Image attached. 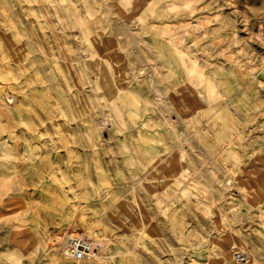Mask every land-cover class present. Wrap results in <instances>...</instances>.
<instances>
[{
	"label": "rangeland",
	"instance_id": "rangeland-1",
	"mask_svg": "<svg viewBox=\"0 0 264 264\" xmlns=\"http://www.w3.org/2000/svg\"><path fill=\"white\" fill-rule=\"evenodd\" d=\"M0 264H264V0H0Z\"/></svg>",
	"mask_w": 264,
	"mask_h": 264
},
{
	"label": "built area",
	"instance_id": "built-area-1",
	"mask_svg": "<svg viewBox=\"0 0 264 264\" xmlns=\"http://www.w3.org/2000/svg\"><path fill=\"white\" fill-rule=\"evenodd\" d=\"M62 253L75 261H88L101 253L96 243L86 236L85 231L77 226H71L64 236Z\"/></svg>",
	"mask_w": 264,
	"mask_h": 264
},
{
	"label": "bare ground",
	"instance_id": "bare-ground-1",
	"mask_svg": "<svg viewBox=\"0 0 264 264\" xmlns=\"http://www.w3.org/2000/svg\"><path fill=\"white\" fill-rule=\"evenodd\" d=\"M95 51H96V47H95ZM96 56V55H95ZM10 102V101H9ZM12 102V101H11ZM228 113V112H227ZM224 121V120H223ZM226 123V122H225ZM222 128V127H221ZM229 131V130H228ZM230 139V138H229ZM229 149V148H228ZM257 153H258V151H257ZM231 154V153H230ZM261 154V153H260ZM167 161V160H166ZM179 164H180V162H179ZM168 166V165H167ZM171 173V172H170ZM257 187H258V185H257ZM253 190V189H252ZM247 192V191H246ZM263 192V191H262ZM248 194V193H247ZM258 198V197H257ZM234 242V241H233ZM235 246V245H234ZM54 250H56V251H62L63 250V247L64 246H61V245H59V243H58V241H56V243L54 244ZM221 248V247H220ZM243 258V257H242Z\"/></svg>",
	"mask_w": 264,
	"mask_h": 264
}]
</instances>
